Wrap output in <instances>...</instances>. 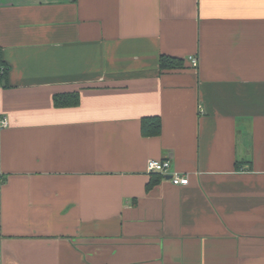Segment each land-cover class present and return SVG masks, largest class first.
I'll list each match as a JSON object with an SVG mask.
<instances>
[{"label": "crops", "instance_id": "obj_1", "mask_svg": "<svg viewBox=\"0 0 264 264\" xmlns=\"http://www.w3.org/2000/svg\"><path fill=\"white\" fill-rule=\"evenodd\" d=\"M0 264H264V0H0Z\"/></svg>", "mask_w": 264, "mask_h": 264}, {"label": "trees", "instance_id": "obj_2", "mask_svg": "<svg viewBox=\"0 0 264 264\" xmlns=\"http://www.w3.org/2000/svg\"><path fill=\"white\" fill-rule=\"evenodd\" d=\"M184 65V60L172 56L161 57L162 68H177ZM54 103L57 107L76 106L80 103L79 92L59 93L54 96ZM144 135H159L162 131V121L159 117H144L141 125Z\"/></svg>", "mask_w": 264, "mask_h": 264}, {"label": "built area", "instance_id": "obj_3", "mask_svg": "<svg viewBox=\"0 0 264 264\" xmlns=\"http://www.w3.org/2000/svg\"><path fill=\"white\" fill-rule=\"evenodd\" d=\"M191 65L193 67H198L199 59L197 56H190L189 58ZM1 125L6 127L9 125L8 119L4 118L1 121ZM171 161L169 159L165 160H155L151 159L148 162V171L149 172H159L164 176H168V180L175 185H187L189 184L190 178L187 174H181L178 171L170 172L171 169Z\"/></svg>", "mask_w": 264, "mask_h": 264}]
</instances>
